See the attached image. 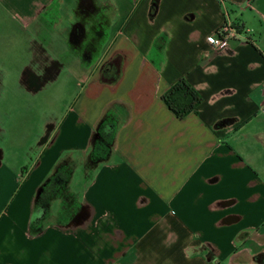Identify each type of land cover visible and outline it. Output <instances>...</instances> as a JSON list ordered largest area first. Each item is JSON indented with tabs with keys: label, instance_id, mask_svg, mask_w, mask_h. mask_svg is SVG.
<instances>
[{
	"label": "crops",
	"instance_id": "crops-1",
	"mask_svg": "<svg viewBox=\"0 0 264 264\" xmlns=\"http://www.w3.org/2000/svg\"><path fill=\"white\" fill-rule=\"evenodd\" d=\"M7 1L25 28L56 33L40 46L45 83L24 73L30 91L76 89L30 170L6 172L0 153V264H264V0ZM225 13L242 33L215 50ZM180 79L201 97L182 120L161 100ZM106 110L113 147L86 177ZM61 161L77 206L33 234L36 192Z\"/></svg>",
	"mask_w": 264,
	"mask_h": 264
},
{
	"label": "rangeland",
	"instance_id": "rangeland-1",
	"mask_svg": "<svg viewBox=\"0 0 264 264\" xmlns=\"http://www.w3.org/2000/svg\"><path fill=\"white\" fill-rule=\"evenodd\" d=\"M23 17L21 9L0 0V153L4 154L2 169L19 176L33 167L41 147L38 144L50 133L49 128L58 121L76 89L75 81H49L43 90L30 91L29 84L36 82L24 78V73L29 70L37 73L42 76L38 85L45 83L40 72L43 60L40 46L46 44V39L56 37V33L48 28L47 32L25 28ZM56 49L54 52L60 51ZM82 182L79 165L71 182L73 192L81 189ZM75 201L65 203L64 213L59 201H53L50 216L59 221L66 219L71 208H76Z\"/></svg>",
	"mask_w": 264,
	"mask_h": 264
},
{
	"label": "trees",
	"instance_id": "trees-1",
	"mask_svg": "<svg viewBox=\"0 0 264 264\" xmlns=\"http://www.w3.org/2000/svg\"><path fill=\"white\" fill-rule=\"evenodd\" d=\"M107 69H110L108 73L105 69L101 74V82L115 83L119 77V71L115 68L113 72L110 65ZM111 71L113 73H110ZM161 100L178 120H182L194 112L201 103L200 95L184 79H180L171 86L162 95ZM119 121V116L113 110H106L99 120L91 138L90 150L84 160L83 171L86 177L98 164L107 161L113 147ZM72 171L73 165L71 162L61 161L38 188L33 202V212L29 226L31 233L41 232L43 222L51 215L50 205L53 201H59L62 213L66 208L64 207L66 202H76L77 198L68 189ZM71 209L74 211L75 208Z\"/></svg>",
	"mask_w": 264,
	"mask_h": 264
},
{
	"label": "built area",
	"instance_id": "built-area-1",
	"mask_svg": "<svg viewBox=\"0 0 264 264\" xmlns=\"http://www.w3.org/2000/svg\"><path fill=\"white\" fill-rule=\"evenodd\" d=\"M241 29L240 25L233 22L225 13L223 23L212 35L206 38V43L210 48L221 49L230 41L237 40L242 33Z\"/></svg>",
	"mask_w": 264,
	"mask_h": 264
}]
</instances>
